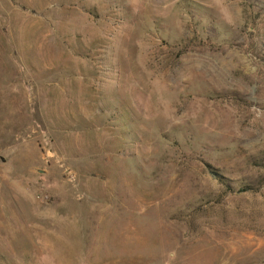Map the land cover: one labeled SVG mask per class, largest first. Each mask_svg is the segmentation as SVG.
<instances>
[{
  "label": "rangeland",
  "instance_id": "374dc122",
  "mask_svg": "<svg viewBox=\"0 0 264 264\" xmlns=\"http://www.w3.org/2000/svg\"><path fill=\"white\" fill-rule=\"evenodd\" d=\"M0 264H264V0H0Z\"/></svg>",
  "mask_w": 264,
  "mask_h": 264
}]
</instances>
